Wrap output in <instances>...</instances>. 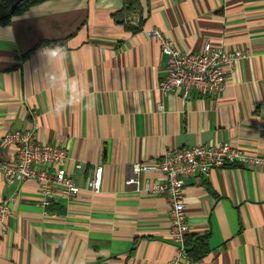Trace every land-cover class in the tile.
Here are the masks:
<instances>
[{
	"label": "crops",
	"instance_id": "0c3cea01",
	"mask_svg": "<svg viewBox=\"0 0 264 264\" xmlns=\"http://www.w3.org/2000/svg\"><path fill=\"white\" fill-rule=\"evenodd\" d=\"M159 29L184 52L206 42L240 49L224 91L163 95L168 57L146 29ZM56 50L51 60L44 50ZM67 74L86 94L57 112L60 94L47 77ZM32 129L38 140L68 146L82 187L67 200L42 203L34 180L8 184L0 175V264H167L177 252L166 194L145 181L127 184L130 166L166 150L228 140L245 154H264V0H45L0 23V157L8 131ZM82 162L83 168H75ZM103 188L86 187L96 166ZM192 237L208 250L183 264H264V167L241 163L186 178ZM188 245V244H187ZM189 247V246H188Z\"/></svg>",
	"mask_w": 264,
	"mask_h": 264
},
{
	"label": "built area",
	"instance_id": "2783aa9c",
	"mask_svg": "<svg viewBox=\"0 0 264 264\" xmlns=\"http://www.w3.org/2000/svg\"><path fill=\"white\" fill-rule=\"evenodd\" d=\"M148 38L158 41L168 57L167 74L159 80L163 95L180 92L188 98L192 91L203 96L221 94L231 77L235 65L245 57L240 50H229L206 42L198 52H184L174 45L159 29H146ZM2 142L15 152L13 160L0 157V175L8 184L16 181L34 180L38 183L43 206L51 205L54 197L72 200L77 198L82 187L77 176L70 170L71 154L65 144L38 140L32 129L8 131ZM241 163L247 168L264 167V154H245L230 141L212 144H197L166 150L152 162H136L130 166L127 184L141 186V175L155 171L165 180L145 181L144 188L153 193L166 194L169 200L170 228L176 245V255L167 264H183L188 257L187 235L190 225L184 200L186 178L210 175L212 170ZM75 168H83L82 162H74ZM104 167L98 165L86 180V187L94 192L103 188ZM11 209L4 201L0 204V225L6 226Z\"/></svg>",
	"mask_w": 264,
	"mask_h": 264
},
{
	"label": "clouds",
	"instance_id": "9594fccd",
	"mask_svg": "<svg viewBox=\"0 0 264 264\" xmlns=\"http://www.w3.org/2000/svg\"><path fill=\"white\" fill-rule=\"evenodd\" d=\"M44 53L52 60L58 53L56 50L45 49ZM53 86H58L60 94L56 98V111H62L64 108L70 106L73 102L81 99L86 94V89L74 77H69L63 74L57 77L53 74L47 77Z\"/></svg>",
	"mask_w": 264,
	"mask_h": 264
},
{
	"label": "trees",
	"instance_id": "16d2710c",
	"mask_svg": "<svg viewBox=\"0 0 264 264\" xmlns=\"http://www.w3.org/2000/svg\"><path fill=\"white\" fill-rule=\"evenodd\" d=\"M17 0H0V23H8L12 17L24 13L29 7L45 0H22L16 10L12 13L11 7ZM188 255L195 258L202 257L208 250V235L188 238Z\"/></svg>",
	"mask_w": 264,
	"mask_h": 264
},
{
	"label": "water",
	"instance_id": "95a60500",
	"mask_svg": "<svg viewBox=\"0 0 264 264\" xmlns=\"http://www.w3.org/2000/svg\"><path fill=\"white\" fill-rule=\"evenodd\" d=\"M21 1H22V0H17V1L12 5V7H11V12H12V13L16 10L18 4H19Z\"/></svg>",
	"mask_w": 264,
	"mask_h": 264
}]
</instances>
